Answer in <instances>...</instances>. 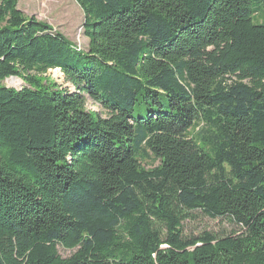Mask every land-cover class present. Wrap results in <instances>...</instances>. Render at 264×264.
Returning <instances> with one entry per match:
<instances>
[{
    "label": "trees",
    "instance_id": "obj_1",
    "mask_svg": "<svg viewBox=\"0 0 264 264\" xmlns=\"http://www.w3.org/2000/svg\"><path fill=\"white\" fill-rule=\"evenodd\" d=\"M19 1L0 0V264H264V0H76L85 50ZM194 212L239 230L188 238Z\"/></svg>",
    "mask_w": 264,
    "mask_h": 264
},
{
    "label": "rangeland",
    "instance_id": "obj_2",
    "mask_svg": "<svg viewBox=\"0 0 264 264\" xmlns=\"http://www.w3.org/2000/svg\"><path fill=\"white\" fill-rule=\"evenodd\" d=\"M18 8L28 17H36L39 21L46 22L63 34L80 49H87L89 41L84 35L85 16L76 0H20ZM47 82H54L58 85L64 84V79L59 70L50 71L46 75ZM15 79H9L1 83L6 87L21 91L26 86L21 82L14 83ZM18 81V80H16ZM65 85V84H64ZM66 84L65 86H69ZM86 108L92 113L103 115V111L94 101L88 99ZM140 162L146 169L157 167L160 162L153 157H140ZM227 220H211L200 212H194L191 219L184 222L183 232L188 238H196L204 233H211L216 237H223L237 232ZM62 257L72 255V251L59 248Z\"/></svg>",
    "mask_w": 264,
    "mask_h": 264
},
{
    "label": "water",
    "instance_id": "obj_3",
    "mask_svg": "<svg viewBox=\"0 0 264 264\" xmlns=\"http://www.w3.org/2000/svg\"><path fill=\"white\" fill-rule=\"evenodd\" d=\"M10 79H15V80H18V81H21L20 79H18V78H10ZM9 80V79H8ZM22 82V81H21ZM23 83V82H22ZM8 88H9V86H8Z\"/></svg>",
    "mask_w": 264,
    "mask_h": 264
},
{
    "label": "bare ground",
    "instance_id": "obj_4",
    "mask_svg": "<svg viewBox=\"0 0 264 264\" xmlns=\"http://www.w3.org/2000/svg\"><path fill=\"white\" fill-rule=\"evenodd\" d=\"M78 48H79V47H78ZM14 83L20 84V82H19V81H16V80L14 81ZM20 85H21V84H20Z\"/></svg>",
    "mask_w": 264,
    "mask_h": 264
}]
</instances>
